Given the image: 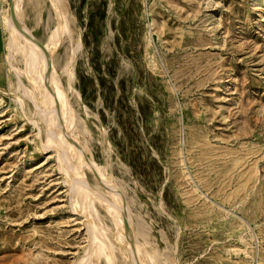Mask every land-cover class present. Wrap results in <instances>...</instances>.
Returning <instances> with one entry per match:
<instances>
[{"label": "rangeland", "instance_id": "obj_1", "mask_svg": "<svg viewBox=\"0 0 264 264\" xmlns=\"http://www.w3.org/2000/svg\"><path fill=\"white\" fill-rule=\"evenodd\" d=\"M61 5L73 36L63 35L52 57L78 139L120 187L138 240L173 264H264V0ZM23 8L46 42L57 23L51 1L24 0ZM4 32L0 264H77L91 246L90 225L70 203L56 151L42 149L31 115L12 96L19 78L38 89L21 54L17 73L10 67ZM68 60L72 84L61 70ZM97 207L101 230L113 236L112 216Z\"/></svg>", "mask_w": 264, "mask_h": 264}, {"label": "bare ground", "instance_id": "obj_2", "mask_svg": "<svg viewBox=\"0 0 264 264\" xmlns=\"http://www.w3.org/2000/svg\"><path fill=\"white\" fill-rule=\"evenodd\" d=\"M50 1L57 23L44 43L32 34L31 27L25 22L24 0H5L3 14L8 34L9 65L13 71H18L13 61L16 53L21 54L23 62L25 61L24 67L26 65L27 75L25 76L38 89L37 92L34 90L35 87L34 89L29 88L30 86L25 85L27 83L24 84L19 78L17 89L15 86L16 90L12 92V96L23 113L31 115L30 121L38 129L37 136L42 149L50 150L51 148L56 151L60 172L69 185L70 203L75 211L86 216L87 224L90 225L91 246L77 264H91L92 262L100 264L103 260L105 264H119L120 259L125 262L131 261L132 264H160L159 259L163 256V251L160 250L161 248L148 250L138 240L130 208L127 205V210L124 209V196L122 198L120 187L111 181L106 167H101L86 155V145L78 139L81 130L76 122V111L72 107L71 96L69 97L66 92L60 71L56 69L55 59L52 57L61 37L66 34L70 38L73 36V31L69 25L67 12L61 5V0ZM80 44L77 45L80 46ZM77 45L75 49L79 48ZM73 59L71 61H74ZM71 65L72 63L68 60L67 64L65 63L61 68L64 73L68 74L69 84L75 79H72L75 74L74 67ZM29 100L33 102L32 107L27 106ZM86 115L89 116L87 113ZM84 129L90 130L87 122ZM108 149L112 150L110 143ZM98 203H102L106 212L113 218L115 223L113 236L104 233L99 226ZM140 232L146 238V231ZM171 258L169 255L163 256L165 263L168 264H173Z\"/></svg>", "mask_w": 264, "mask_h": 264}, {"label": "crops", "instance_id": "obj_3", "mask_svg": "<svg viewBox=\"0 0 264 264\" xmlns=\"http://www.w3.org/2000/svg\"><path fill=\"white\" fill-rule=\"evenodd\" d=\"M0 4H1V0H0ZM4 27H5V22H4V14L2 13L1 15V19H0V31H1V43H3V47L5 49V55L7 52V46H6V38H5V32H4Z\"/></svg>", "mask_w": 264, "mask_h": 264}]
</instances>
